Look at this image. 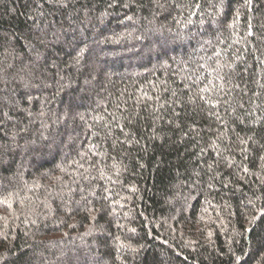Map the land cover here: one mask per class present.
Listing matches in <instances>:
<instances>
[{
    "label": "trees",
    "instance_id": "trees-1",
    "mask_svg": "<svg viewBox=\"0 0 264 264\" xmlns=\"http://www.w3.org/2000/svg\"><path fill=\"white\" fill-rule=\"evenodd\" d=\"M262 213L264 0H0V264H264Z\"/></svg>",
    "mask_w": 264,
    "mask_h": 264
},
{
    "label": "snow or ice",
    "instance_id": "snow-or-ice-1",
    "mask_svg": "<svg viewBox=\"0 0 264 264\" xmlns=\"http://www.w3.org/2000/svg\"><path fill=\"white\" fill-rule=\"evenodd\" d=\"M249 2H250V0H249ZM252 33L251 32H249V35H251ZM262 215H264V213H262ZM255 222V218H254V220L252 221V223H254ZM252 229L251 228H248V229H246V231H251ZM239 259V258H238Z\"/></svg>",
    "mask_w": 264,
    "mask_h": 264
}]
</instances>
